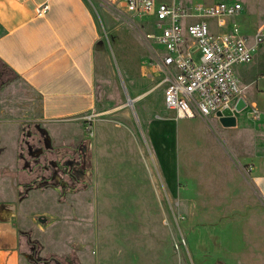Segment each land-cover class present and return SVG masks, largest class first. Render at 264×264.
Listing matches in <instances>:
<instances>
[{"label": "crops", "instance_id": "1", "mask_svg": "<svg viewBox=\"0 0 264 264\" xmlns=\"http://www.w3.org/2000/svg\"><path fill=\"white\" fill-rule=\"evenodd\" d=\"M121 2L122 0H0V62L38 95L41 114L39 123L44 127L45 141L48 143L73 141V128L76 126L75 128L83 130L84 118L101 111L97 115L99 136L105 133L106 125L110 126L106 133L111 134V141L116 147L121 146L122 153L128 159V171L136 180L135 183H128L129 188H147V184L137 181L142 152L139 146H133L132 141L128 142L123 125H115L110 117L125 118L127 109L135 108L139 111L144 134L142 140L147 145L146 137L153 148L165 187L172 196H178V182L185 172L179 156L177 123L179 120L199 119L202 130H205V140L211 141L215 149L204 153L210 160L205 163L208 165L205 167L207 170L200 167V162L186 166V185L192 186L193 192L185 199L196 207L195 192L202 190L207 206H212L214 189L208 188L207 184L223 183L228 178L220 179L218 173L229 174L236 187L231 200L223 203L231 209L221 216V237L223 234L225 239L236 237L237 243L231 245L232 250H254L255 254H259L264 249H248L244 240L256 236L261 229L264 230V104L261 103L264 101L263 42L257 45V50L255 48L249 64L235 67L246 106L234 114L233 126H224L215 115L207 119L179 118L176 111L168 109L164 104V91L159 86L164 81V75L150 61V54L143 41V35L153 31V22L149 23L152 17L134 16L126 11ZM45 3L48 10L42 17H37L35 8ZM224 21L225 27V18ZM261 23L257 16L254 36ZM247 40L246 37V43ZM123 86L128 98L132 100V107L128 105ZM149 97L154 101L155 113L160 108H165L169 113L147 119V109H144L143 104L148 103ZM253 111L258 115L253 116ZM109 122L111 125L107 124ZM95 127L96 125L93 134L97 148ZM236 132L248 138L242 150L236 149L228 137V133ZM188 139L195 143L197 135L189 134ZM241 166L248 167L246 171H240ZM250 195L256 196L255 202L254 199H248ZM259 199L263 203L262 215L258 206ZM18 209L16 204L5 203L0 198V264H29V250H37L34 252L37 257L65 254L61 253L62 250L48 249L45 237L51 227L46 222L38 221V225H31L25 236L26 231L16 219ZM147 217L145 220L148 222ZM38 218L39 216L36 219ZM213 220L215 221L211 218ZM248 222L249 228L242 230L243 225ZM108 234L110 233H104L109 238L103 236V240L99 233L94 236L95 243L91 245L94 258L89 260L87 252L85 259L79 251L73 254L76 261L79 264H111V250H179L173 247L174 234L170 235L162 230L122 234L123 236L118 237L120 244L117 246L113 240L117 237L112 238ZM132 264L154 263L146 260ZM254 264L264 262L255 261Z\"/></svg>", "mask_w": 264, "mask_h": 264}, {"label": "rangeland", "instance_id": "2", "mask_svg": "<svg viewBox=\"0 0 264 264\" xmlns=\"http://www.w3.org/2000/svg\"><path fill=\"white\" fill-rule=\"evenodd\" d=\"M176 1L185 7H190L194 3L206 6L216 2L241 3L242 12L234 17L225 18L224 28H217L216 18L206 19V22L215 38L219 35L231 36L234 28H237L238 35L244 39L247 37V43L250 45L254 44L256 17H260V22L264 17L262 0ZM195 21L191 14L186 18L187 23ZM151 22L152 18L149 19V23ZM187 42L191 43L190 40ZM262 44L264 49V42ZM156 48L161 50L160 46ZM255 48L257 50L259 47ZM189 51L193 53V60L198 63L200 52H197L195 47ZM113 61L117 68L116 61L114 59ZM159 86L164 91V81ZM147 100L148 103L143 104L144 109H147L145 111L147 119L169 113L165 108H160L158 114L155 113L152 97ZM261 103L264 104V101ZM98 113L102 112L97 111L95 115H90L92 128L94 129L96 125L97 148L93 130L92 134L91 131L89 133L85 129V122L83 130L75 128V125L74 128L71 127L73 141L46 142L44 127L39 123L41 114L38 95L0 62V198L5 203L16 204L19 208L16 219L26 231L25 236L29 233L31 225H38L36 219L38 216L44 218V223L51 227L45 237L48 249L62 250L61 253H65L60 256L37 257L34 254L37 250H29L31 251L29 264H79L73 254L81 251L86 259L88 252L89 260L94 258L91 245L95 243L93 238L96 234L99 233L102 239L103 236L109 238L104 233H110L108 236L117 237L113 239L117 246L120 244L118 237L123 236L122 234H136L145 230H162L170 235L173 233V247L179 250H111V264H132L146 260L154 264L264 262V250H260L259 254H255L254 250H232L231 245L237 243L236 237L225 239L224 234L221 237V216L231 209L230 206H225L224 202L231 200L234 195L233 189L236 187L229 174L218 173L220 179L228 178L223 183L207 184L208 188L214 189L212 206L209 204L207 206L202 190L195 192L196 207L185 199L193 192V187L186 185L188 172L186 166L200 162V167L207 170L205 167L208 165L205 163L210 160L204 153L215 149L211 141L205 140V130H202L199 119L179 120L177 123L179 156L185 172L178 182V196L177 194L172 196L165 187L153 148L146 137L147 145L142 140L144 134L139 111L135 108L127 109L125 118L118 116L110 119L117 126L123 125L128 142L132 141L133 146H139L141 149V168L137 169L140 172L137 181L147 184V188L142 185L140 190L132 185V188L128 187V183H135L136 180L128 171V159L122 153L121 146L116 147L111 141V134L106 133L110 126L106 125L105 133L99 136ZM107 124L111 125V122ZM189 134L197 135V142L192 143L188 139ZM228 137L238 150H242L248 141V138L239 132L228 133ZM247 167L241 166L240 171H246ZM96 184L99 190H95ZM255 197L250 195L248 199H254L255 202ZM258 206L262 215L261 199ZM146 216L148 222L145 220ZM211 218L215 221H211ZM249 223H245L241 229L249 228ZM244 241L248 249H264V230L261 229L259 234ZM126 242L129 244V241Z\"/></svg>", "mask_w": 264, "mask_h": 264}, {"label": "built area", "instance_id": "3", "mask_svg": "<svg viewBox=\"0 0 264 264\" xmlns=\"http://www.w3.org/2000/svg\"><path fill=\"white\" fill-rule=\"evenodd\" d=\"M121 4L134 16L153 18V31L143 35V41L150 61L163 72V99L168 109L176 111L179 118L207 119L224 110L233 115L237 113L235 106L243 98L235 67L249 64L255 47L264 42V17L254 36V44L249 46L239 37L237 28L231 36L215 38L206 22V19L216 18L217 27H224V18L242 11V5L237 2H218L210 6L194 3L190 7L181 6L176 0H122ZM262 6L264 8V0ZM47 10L46 3L39 5L35 15L42 17ZM190 14L196 21L187 23ZM193 47L200 52L198 63L189 51ZM252 115L258 114L253 111ZM91 121V116L84 118L85 129L92 134Z\"/></svg>", "mask_w": 264, "mask_h": 264}, {"label": "water", "instance_id": "4", "mask_svg": "<svg viewBox=\"0 0 264 264\" xmlns=\"http://www.w3.org/2000/svg\"><path fill=\"white\" fill-rule=\"evenodd\" d=\"M123 90H124V92H125V96H126V99H127V101H128V105L132 107V100H131L130 98H128L124 86H123ZM244 108H245V102H244L243 99H240V100L238 101V103L236 104V106H235V112L238 113V112H240L241 110H243ZM217 117L220 119V121L222 122V124H223L224 126H226V127H230V126H233V125L235 124V120H234L235 118H234V115H233V113H232L231 111H229V110H224L222 113H217ZM43 219H44V218L39 217V218H38V221H39L40 223H43V222H44Z\"/></svg>", "mask_w": 264, "mask_h": 264}]
</instances>
